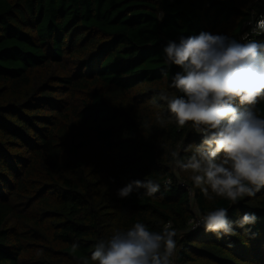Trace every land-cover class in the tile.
Returning <instances> with one entry per match:
<instances>
[{"label":"trees","instance_id":"trees-1","mask_svg":"<svg viewBox=\"0 0 264 264\" xmlns=\"http://www.w3.org/2000/svg\"><path fill=\"white\" fill-rule=\"evenodd\" d=\"M261 18L264 0H0V264H98L96 243L137 222L171 223L175 264H264V190L208 200L171 157L202 137L159 99L183 95L170 87L181 69L165 64L168 41L246 42ZM255 111L264 118V100ZM136 180L160 191L117 195ZM218 207L257 222L222 238L191 229Z\"/></svg>","mask_w":264,"mask_h":264},{"label":"clouds","instance_id":"clouds-1","mask_svg":"<svg viewBox=\"0 0 264 264\" xmlns=\"http://www.w3.org/2000/svg\"><path fill=\"white\" fill-rule=\"evenodd\" d=\"M158 19H163V13ZM251 32L264 34V18L255 22ZM242 39L246 42L201 32L181 36L179 43L168 41L163 49L165 64L181 69L172 75L170 87L183 95L170 98L159 94L177 126L183 128L191 122L194 132L202 137L200 145L183 148L191 153L186 159L171 152L176 167L191 170V180L208 200H213L214 194L232 205L264 190V118L255 111L264 100V41L247 39V34ZM163 76L167 78L168 73ZM170 185L169 180L166 190ZM134 188H143L142 196L153 197L161 185L136 180L117 195L126 198ZM257 219L254 213H245L233 222L228 208L218 207L191 223L222 238L238 236L237 227L247 234L246 226ZM176 236L170 222L161 232L137 222L127 231L118 230L109 239L99 240L90 259L98 264H174ZM84 264H89L88 260Z\"/></svg>","mask_w":264,"mask_h":264},{"label":"built area","instance_id":"built-area-1","mask_svg":"<svg viewBox=\"0 0 264 264\" xmlns=\"http://www.w3.org/2000/svg\"><path fill=\"white\" fill-rule=\"evenodd\" d=\"M252 32L250 31L248 34H251ZM248 34H247V37H248ZM198 218H194L190 221V223L194 220H197ZM199 227H194L193 224L191 223V229H198ZM177 250V249H176ZM174 259V264H175V257L173 258Z\"/></svg>","mask_w":264,"mask_h":264},{"label":"rangeland","instance_id":"rangeland-1","mask_svg":"<svg viewBox=\"0 0 264 264\" xmlns=\"http://www.w3.org/2000/svg\"><path fill=\"white\" fill-rule=\"evenodd\" d=\"M164 94L168 95L170 98L173 97V91H167ZM194 211L197 213L195 208H194Z\"/></svg>","mask_w":264,"mask_h":264}]
</instances>
